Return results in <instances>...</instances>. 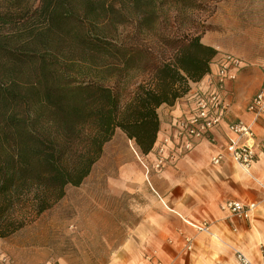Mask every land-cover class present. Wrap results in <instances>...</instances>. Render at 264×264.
<instances>
[{
    "label": "trees",
    "instance_id": "16d2710c",
    "mask_svg": "<svg viewBox=\"0 0 264 264\" xmlns=\"http://www.w3.org/2000/svg\"><path fill=\"white\" fill-rule=\"evenodd\" d=\"M197 0H0V238L79 186L120 129L141 155L210 72ZM123 29L117 33V29ZM195 27V28H194Z\"/></svg>",
    "mask_w": 264,
    "mask_h": 264
},
{
    "label": "crops",
    "instance_id": "0c3cea01",
    "mask_svg": "<svg viewBox=\"0 0 264 264\" xmlns=\"http://www.w3.org/2000/svg\"><path fill=\"white\" fill-rule=\"evenodd\" d=\"M220 58L216 54L208 76L217 72ZM245 67L243 62L236 79L227 81L225 89L230 106L226 120L214 128L208 138L193 140L188 151L176 146L174 140L176 158L160 169H151L147 186L137 160L133 156L127 157L120 169L123 184L120 191L127 187L133 193H144L146 200L138 207L139 220L131 234L112 251L104 264H154L156 258L165 264H222L223 257L231 258L233 264H237L234 250L257 257L260 246L264 247V189L233 164L227 153L231 137L227 122L249 118L247 102L262 81L263 68ZM207 75L190 83L189 91L174 104H161L157 108L159 131L147 155V158H153L152 162L156 143L172 132V124L177 118L189 115L193 105L191 95L207 87ZM238 94L247 96L241 110L235 108ZM253 140L256 145L264 142V119L256 122ZM217 153H223L224 159L213 165L210 158ZM250 173L264 185L263 157L259 156L253 162ZM227 200L254 202L256 206L249 218L236 219L221 209ZM204 221L209 222L208 229L213 234L197 231L195 226ZM186 236L193 239L191 250L184 248ZM36 253L34 249H23L22 253L11 256L3 254L0 259L6 257L7 260L0 264H69L66 260L59 263L41 261ZM152 253L154 257L147 259L146 256Z\"/></svg>",
    "mask_w": 264,
    "mask_h": 264
},
{
    "label": "rangeland",
    "instance_id": "374dc122",
    "mask_svg": "<svg viewBox=\"0 0 264 264\" xmlns=\"http://www.w3.org/2000/svg\"><path fill=\"white\" fill-rule=\"evenodd\" d=\"M197 11L204 25L196 26L201 42L212 46L221 57L236 55L246 67H264V0H197ZM195 28V27H194ZM123 29L118 27L117 33ZM249 73V79L251 77ZM248 87V85H247ZM245 94L235 98L237 110L246 102ZM233 120V119H232ZM149 154V153H148ZM141 155L134 142L115 130L103 146L101 157L79 186H67L65 195L51 208L37 215L8 238H0V256L34 249L36 257L56 263L104 264L109 255L131 234L139 220L138 207L145 194L133 193L120 180L121 166L133 156L143 174L140 159L152 164L153 158ZM144 184L148 185V178ZM127 186V185H126ZM222 259V260H221ZM222 264H233L223 257ZM43 263V262H41Z\"/></svg>",
    "mask_w": 264,
    "mask_h": 264
},
{
    "label": "built area",
    "instance_id": "2783aa9c",
    "mask_svg": "<svg viewBox=\"0 0 264 264\" xmlns=\"http://www.w3.org/2000/svg\"><path fill=\"white\" fill-rule=\"evenodd\" d=\"M243 65L240 57L233 54H223L219 59L217 72L207 75V87L198 89L192 93V108L187 116L177 118L172 124V132L165 134L154 147L155 160L148 164L141 159L146 176L150 169H160L169 160H174L177 154L174 151L173 141L176 146L184 151L192 147L193 140L208 138L209 133L219 126L229 111L230 101L227 98L226 84L229 80H235L238 69ZM210 73V72H209ZM208 73V74H209ZM248 119L238 118L227 122V128L231 133L227 153L233 164L252 178L261 188L259 183L250 173V167L259 157L264 158V142L256 145L254 142V126L259 119H264V67L262 70V81L259 89L249 98L246 105ZM224 159L223 153L211 156L213 165L220 164ZM254 202H243L239 200H227L221 205L231 217L236 219H247L255 209ZM197 231L204 232L209 228V222H202L195 226ZM193 247L192 237L184 238L185 250ZM154 253L147 255V259L154 257ZM234 259L237 264H264V247L260 246L256 258L248 256L241 250H234ZM6 257L0 259V263L6 262ZM154 264H165L156 258Z\"/></svg>",
    "mask_w": 264,
    "mask_h": 264
},
{
    "label": "bare ground",
    "instance_id": "6f19581e",
    "mask_svg": "<svg viewBox=\"0 0 264 264\" xmlns=\"http://www.w3.org/2000/svg\"><path fill=\"white\" fill-rule=\"evenodd\" d=\"M144 177L146 178V175L144 174ZM207 233L213 234L212 231H210L209 229H207L206 231Z\"/></svg>",
    "mask_w": 264,
    "mask_h": 264
}]
</instances>
